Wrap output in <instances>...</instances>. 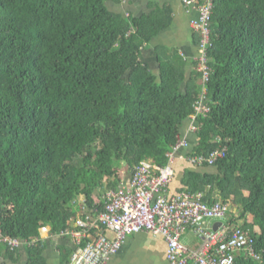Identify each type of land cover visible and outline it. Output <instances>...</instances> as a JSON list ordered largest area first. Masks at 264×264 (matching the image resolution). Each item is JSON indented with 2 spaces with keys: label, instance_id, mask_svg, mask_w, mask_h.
<instances>
[{
  "label": "trees",
  "instance_id": "trees-1",
  "mask_svg": "<svg viewBox=\"0 0 264 264\" xmlns=\"http://www.w3.org/2000/svg\"><path fill=\"white\" fill-rule=\"evenodd\" d=\"M125 1L0 0V230L33 240L43 226L77 229L80 211H104L95 197L117 190L122 170L166 167L185 139L184 161L171 163L174 179L183 173L177 193L230 203V221L251 214L243 227L260 259L239 253L236 264H264V0H213L205 85L200 36L192 58L159 48L154 71L143 52L173 10L152 4L136 17L108 5ZM204 90L209 110L197 113ZM43 246L28 248L29 264H46ZM17 251L0 243L5 260Z\"/></svg>",
  "mask_w": 264,
  "mask_h": 264
},
{
  "label": "built area",
  "instance_id": "built-area-1",
  "mask_svg": "<svg viewBox=\"0 0 264 264\" xmlns=\"http://www.w3.org/2000/svg\"><path fill=\"white\" fill-rule=\"evenodd\" d=\"M184 3L197 13L190 26L201 39L195 60L200 64V71L204 72L205 85L209 77L206 63L211 45L213 0H184ZM204 94L205 90L195 104L197 113L209 110L204 103ZM188 146L187 140L179 141L168 154L170 164L166 167H159L153 161L142 162L132 171L128 184L106 193L104 211L86 215L78 222L77 229L56 234L74 239L70 264H105L123 249L128 237L140 233H151L166 241V264H236L239 253L259 260L255 240L243 227L245 222L253 223L251 214L240 221H230L227 217L234 212L230 203L208 204L204 193L169 192L175 176L171 163L177 154L185 159L182 151ZM218 157V153L213 154L210 164ZM189 160L198 165L204 163L203 157H189ZM217 223L220 226L215 229ZM189 231L200 241L196 250L184 242ZM46 233L56 236L46 226L40 228V236L33 240L5 236L0 230V243L11 250H18L21 246L29 248L42 241V235Z\"/></svg>",
  "mask_w": 264,
  "mask_h": 264
},
{
  "label": "crops",
  "instance_id": "crops-1",
  "mask_svg": "<svg viewBox=\"0 0 264 264\" xmlns=\"http://www.w3.org/2000/svg\"><path fill=\"white\" fill-rule=\"evenodd\" d=\"M152 4L161 7L169 5L173 10L174 19L172 26L154 38L153 41L146 47L143 52L145 62L150 65L152 70L157 71L159 68L157 50L162 47L175 50L178 53L185 55L187 58L194 57L196 55L197 49L196 45L193 43L194 32L191 29L190 22L191 19L197 17V13L192 8L187 6L184 3V0H132L131 2L125 1L120 6H115L111 3V7H109L118 13L124 14L125 16L132 15L139 17L143 14H148ZM187 136H190L189 132H187L186 137ZM177 157L180 159H177ZM175 160L184 161L181 159L179 154L175 156L174 161ZM182 176L183 173H177L176 178L173 179L172 184L169 187V192L171 194L177 193L178 189L180 188V180ZM119 178L120 184L117 190L121 186L130 182L132 173H127V171L123 170V172L120 173ZM109 191L111 190H107L106 192L98 191L95 197L96 204L104 201V197ZM84 202L85 200L80 201V203ZM88 214H90V211L88 210L80 211L77 218L74 219L75 221H72L71 227L77 228L78 222ZM109 235L111 236V234ZM42 237V242H44L42 257L44 258L46 264H65L64 261L67 251H74L75 249L74 239L71 237H60L59 235L52 237L48 233L43 234ZM130 238L128 237L123 249L105 264H123L126 262L127 258L125 259L126 256H124V252L126 250L127 253L129 251L128 248H130L132 245L135 246L136 249L139 248L145 251L142 254L146 255L148 261L144 262V264L167 263V243L162 237L154 236L151 233H140L132 235ZM150 241L155 242L154 246L148 245ZM184 242L192 250H196L200 247L199 239H197V237L191 231H189L185 236ZM29 262L30 252L25 246H21L18 249L17 254L13 259L5 260L0 256V264H29Z\"/></svg>",
  "mask_w": 264,
  "mask_h": 264
},
{
  "label": "rangeland",
  "instance_id": "rangeland-1",
  "mask_svg": "<svg viewBox=\"0 0 264 264\" xmlns=\"http://www.w3.org/2000/svg\"><path fill=\"white\" fill-rule=\"evenodd\" d=\"M108 5L111 7V3H108ZM154 71H156V70H154ZM122 172H123V170H122ZM80 201H84V197H81ZM234 211H235V209H234ZM154 244H155L154 241H150L148 245L154 246ZM128 250L129 251L127 253H126V250L124 252V256H126L125 259L127 258V261L124 262L123 264H144V262L148 261L146 255L142 254L145 252L143 249H139V248L136 249L135 246L132 245V246H130V248H128Z\"/></svg>",
  "mask_w": 264,
  "mask_h": 264
},
{
  "label": "water",
  "instance_id": "water-1",
  "mask_svg": "<svg viewBox=\"0 0 264 264\" xmlns=\"http://www.w3.org/2000/svg\"><path fill=\"white\" fill-rule=\"evenodd\" d=\"M220 226V223H217L215 226V229H217Z\"/></svg>",
  "mask_w": 264,
  "mask_h": 264
}]
</instances>
